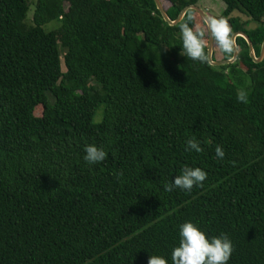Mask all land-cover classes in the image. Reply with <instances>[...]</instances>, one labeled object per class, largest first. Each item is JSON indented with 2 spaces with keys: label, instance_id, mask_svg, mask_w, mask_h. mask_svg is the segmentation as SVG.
I'll return each instance as SVG.
<instances>
[{
  "label": "trees",
  "instance_id": "obj_1",
  "mask_svg": "<svg viewBox=\"0 0 264 264\" xmlns=\"http://www.w3.org/2000/svg\"><path fill=\"white\" fill-rule=\"evenodd\" d=\"M160 1L174 20L199 0ZM222 1L259 56L264 0ZM30 6L0 0V264H172L186 222L227 235L228 264H264V57L243 36L233 62L181 55L188 15L205 21L170 25L154 0H34L28 22ZM93 144L108 156L89 165ZM185 167L203 186L165 191Z\"/></svg>",
  "mask_w": 264,
  "mask_h": 264
},
{
  "label": "clouds",
  "instance_id": "obj_2",
  "mask_svg": "<svg viewBox=\"0 0 264 264\" xmlns=\"http://www.w3.org/2000/svg\"><path fill=\"white\" fill-rule=\"evenodd\" d=\"M194 19L192 14L188 15V22L180 27L182 38L181 55L203 64H211L212 55L209 49L211 41L213 47L219 48L230 60L237 48V38L226 19L209 17L205 21L206 27L199 25L190 26ZM237 100L248 103L247 92L241 90L237 94ZM186 151L202 153L204 151L200 142L195 137L186 140ZM84 160L89 164H98L107 159L108 153L96 145H87ZM216 157L222 160L225 151L221 146L215 149ZM122 175V173H121ZM207 172L199 167H185L181 174L174 180L164 185V190L172 192L175 189L190 192L194 187H202L207 179ZM180 240L178 246L174 247L171 254L172 264H228L233 252L234 245L227 235L213 236L211 238L193 222H186L180 226ZM148 264H169L162 256L150 255Z\"/></svg>",
  "mask_w": 264,
  "mask_h": 264
},
{
  "label": "water",
  "instance_id": "obj_3",
  "mask_svg": "<svg viewBox=\"0 0 264 264\" xmlns=\"http://www.w3.org/2000/svg\"><path fill=\"white\" fill-rule=\"evenodd\" d=\"M154 1L156 3V6H157L158 10L161 13L163 19L170 25H174V24L178 23L180 21V19L183 17L184 13L188 9H195L196 11H198L199 14L201 15V17L205 21L207 20V18H209L206 15V13L204 12V10L201 7H199L197 4H189V5H186L185 7H183L181 9V11L179 12V14H178L176 19L172 20L167 15V13H166L161 1L160 0H154ZM217 18H219V17H217ZM228 23H229V25L231 27V24H230L229 21H228ZM256 27H257V23L255 21H250L249 23L243 25V29H245V30L255 29ZM233 34L235 36H243L246 39L247 44H248V48H249V54L253 58L254 61L259 62V61L262 60V58L264 57V40H263V42L261 44L260 54H259V56L256 57L255 53H254L252 41L249 38V36L246 34V32L244 30H238V31H234ZM212 49H213V46H212V43L210 41L209 42V49H207V50L211 52V55H212ZM237 54H238V47L236 48V50H235V52L233 54L235 56V58L237 57ZM212 61H213L211 63L212 65H222V64H225V63H228V62H232L233 60H230V59L214 60L213 56H212Z\"/></svg>",
  "mask_w": 264,
  "mask_h": 264
},
{
  "label": "rangeland",
  "instance_id": "obj_4",
  "mask_svg": "<svg viewBox=\"0 0 264 264\" xmlns=\"http://www.w3.org/2000/svg\"><path fill=\"white\" fill-rule=\"evenodd\" d=\"M30 3H31V6H30V10L28 11V15H27V21L28 22L31 19V14H32L34 0H30ZM197 5L204 10V12L206 13V15L208 17H219L221 15L223 9L225 8V4H224V2L222 0H199L197 2ZM230 16L239 17L240 21H245V20L248 19L247 15H245V14L239 12V11H233L230 14ZM56 25H57V22L56 21H51V23L49 22V24L46 25V28L47 29H51V28H54ZM219 53H220L219 52V49L213 47V49H212V56L215 55L216 57L219 58L220 57V54ZM235 59L233 61H235ZM41 113H42V106L41 105L36 106V108L34 110V114L36 116H40Z\"/></svg>",
  "mask_w": 264,
  "mask_h": 264
}]
</instances>
